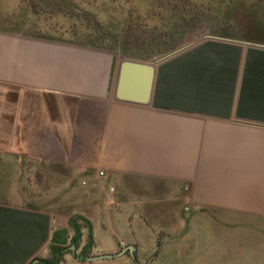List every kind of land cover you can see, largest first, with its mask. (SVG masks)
Returning <instances> with one entry per match:
<instances>
[{
	"label": "crops",
	"instance_id": "crops-1",
	"mask_svg": "<svg viewBox=\"0 0 264 264\" xmlns=\"http://www.w3.org/2000/svg\"><path fill=\"white\" fill-rule=\"evenodd\" d=\"M121 60L0 29V264L64 254L73 216L80 253L56 264L129 245L124 264H264V43L198 41L147 103L115 96ZM29 163L52 205L13 188Z\"/></svg>",
	"mask_w": 264,
	"mask_h": 264
},
{
	"label": "rangeland",
	"instance_id": "rangeland-1",
	"mask_svg": "<svg viewBox=\"0 0 264 264\" xmlns=\"http://www.w3.org/2000/svg\"><path fill=\"white\" fill-rule=\"evenodd\" d=\"M186 2L189 0H185ZM209 10L214 11L208 14L213 23H217L218 32L207 29H198L188 32L181 30L179 33L181 42L174 48L161 54L125 52L118 41L121 27L133 24L130 30H125L122 35H130L139 38L137 32L143 31L145 35H154L156 30L152 25H160L163 19L159 14L149 20L146 12L148 3L145 0H0V29L25 33L72 44L86 45L101 49H107L116 53L121 58H130L139 61L153 62L155 59L168 52L190 42L200 41L206 35H211L228 40L249 41L254 43H264V0H197ZM183 2V0H181ZM221 7V8H220ZM218 8V10H216ZM220 9H225L223 13ZM150 10V9H149ZM149 11L158 13L156 5ZM227 16V17H226ZM167 17V16H166ZM190 22L195 18H189ZM190 22H185L186 24ZM173 24V22H172ZM195 25V22L193 23ZM159 27V26H158ZM195 27V26H194ZM153 34H152V33ZM109 37L111 40L104 42ZM124 54H122L123 52ZM28 166V167H27ZM26 168L19 172L13 170L14 189H21V193L35 195L37 191L44 188L46 206L52 205L53 187L39 185L35 164L29 163ZM20 180H19V179ZM58 189V188H57ZM24 192V193H23ZM39 193V192H38ZM43 196V195H42ZM48 201V202H47ZM32 201L29 200L28 203ZM32 204V203H31ZM71 241L68 242L70 246ZM77 246V247H76ZM81 241H77L74 254L80 253ZM61 258L70 257L72 251L66 249ZM59 257L57 263H59ZM130 258L133 260L132 256ZM122 259V258H120ZM49 260L54 262L53 256ZM33 263V262H32ZM122 260L115 258H104L83 264H124ZM39 264V263H34Z\"/></svg>",
	"mask_w": 264,
	"mask_h": 264
},
{
	"label": "trees",
	"instance_id": "trees-1",
	"mask_svg": "<svg viewBox=\"0 0 264 264\" xmlns=\"http://www.w3.org/2000/svg\"><path fill=\"white\" fill-rule=\"evenodd\" d=\"M149 1H152L151 3L147 4L148 9L146 15L149 17V20H152L154 16L159 14L158 16H160V19H163V21L160 23V25H158L159 27L155 25V23L152 25L156 30V34L154 35H145L144 33L142 34L143 31H137L141 35L139 38H134L130 35H122L125 33V30H130L133 24H125L124 27H121L123 31L120 32L119 36L122 37H119L117 42L122 45L125 52L128 51L130 54L135 55L137 53L144 52L146 55L161 54L174 48L179 44V42H181V35H179L181 30H187L188 32V30L190 31L191 29L192 31L198 29H207L218 32L222 27V25L219 27L217 23H213L211 20L212 18L208 17V14H212L214 11H212V9L209 10V6L205 7L197 0H189L187 2L185 0H183V2H181V0H145V2ZM220 2L221 4L224 3L223 0H220ZM153 5H156L158 13H152L150 16L149 11H152L151 9ZM216 10H218V8H216ZM220 11L223 13L226 12L225 9H220ZM189 18H195V20L190 22ZM185 22L190 23L186 24ZM194 22L195 25L193 24ZM110 40L111 39L109 37H106L104 42H108ZM80 220L84 222L85 219H82L80 216H73L69 218V226L73 230V235L71 237V241L73 243H76L81 237V228L78 224V221ZM88 236V243L86 244V247L82 248V256L87 253V249H89L92 245L91 233ZM51 249L55 261L51 262L49 259H44L42 260L44 264H56L59 259L58 256L60 257L62 255L59 249L53 247Z\"/></svg>",
	"mask_w": 264,
	"mask_h": 264
},
{
	"label": "water",
	"instance_id": "water-1",
	"mask_svg": "<svg viewBox=\"0 0 264 264\" xmlns=\"http://www.w3.org/2000/svg\"><path fill=\"white\" fill-rule=\"evenodd\" d=\"M205 39L228 40L211 35H206L203 38V40ZM197 42L198 41H194L182 45L168 52L167 54L155 59L153 62L133 60L130 58H122L118 69L115 96L121 100L137 102V103H147L149 101L151 94L155 67L161 61L176 55L177 53L181 52L182 50L190 47L191 45ZM69 248L74 254L75 245L71 244ZM126 251L132 256L133 261L136 263L135 256L133 255L134 247L132 245H129L127 248L122 249L121 251L114 254L88 256L85 257V259L88 261H92V260H98L104 258H115L120 255H123ZM34 263L44 264L43 261L37 259H35L32 264Z\"/></svg>",
	"mask_w": 264,
	"mask_h": 264
},
{
	"label": "built area",
	"instance_id": "built-area-1",
	"mask_svg": "<svg viewBox=\"0 0 264 264\" xmlns=\"http://www.w3.org/2000/svg\"><path fill=\"white\" fill-rule=\"evenodd\" d=\"M100 174H102V173H100Z\"/></svg>",
	"mask_w": 264,
	"mask_h": 264
}]
</instances>
